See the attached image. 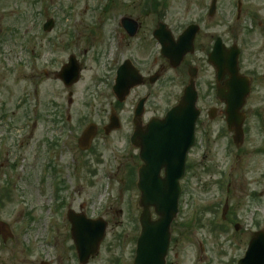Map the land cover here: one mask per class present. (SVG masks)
<instances>
[{
  "label": "rangeland",
  "instance_id": "obj_1",
  "mask_svg": "<svg viewBox=\"0 0 264 264\" xmlns=\"http://www.w3.org/2000/svg\"><path fill=\"white\" fill-rule=\"evenodd\" d=\"M157 1L161 6L147 9L150 0H0V224L12 235L7 244L0 239V264H44L55 254L54 264H78L68 210L107 222L99 252L87 264H132L141 209L136 161L124 147L130 108L119 106L121 126L106 137L103 126L116 108L107 59L120 18L159 14L169 22L175 7L184 10L179 0ZM50 18L53 26L45 32L42 24ZM70 55L82 71L65 87L54 72ZM244 59L255 63L257 79L242 109L243 143L236 148L227 132H219L220 122L201 120L167 264H236L252 234L264 231V53ZM171 75L163 71L161 97L150 105L162 114L184 84L169 83ZM89 123L99 136L82 151L77 138ZM56 179L61 205L52 217L47 209L56 204ZM226 198L222 231L217 223ZM49 218L54 222L47 231Z\"/></svg>",
  "mask_w": 264,
  "mask_h": 264
},
{
  "label": "flooded vegetation",
  "instance_id": "obj_2",
  "mask_svg": "<svg viewBox=\"0 0 264 264\" xmlns=\"http://www.w3.org/2000/svg\"><path fill=\"white\" fill-rule=\"evenodd\" d=\"M150 1L147 9L161 6H156L160 3L157 0ZM182 3L184 10H180L179 6L175 7L169 22H165L166 19L159 14L154 15L155 11L150 12L153 17H128L131 21L125 26H122L120 18L121 28L115 30L111 37L106 77L107 86L116 103V108L111 111L116 112L121 121L119 106L129 104V129L125 135L124 147L128 149L126 153L136 161L134 169L142 163L139 157L143 144L140 129L165 114L159 111V107H150L152 100L157 102L161 97L160 84L164 70L172 73L169 83L174 86H178L179 82L184 83L180 96L190 81L194 84L197 93L196 106L199 109L195 126L197 139L202 119L207 122H220L219 132H227L232 136L226 128V99H231L234 94L238 97L242 90L248 87L251 93L257 79L255 63L248 62L244 57L264 53V0H179V5ZM145 20L149 21L144 24ZM183 33H186L184 41L179 40ZM166 35L171 39L168 42L171 47V59L162 55L163 45L160 38ZM123 49H127V53L122 58ZM181 54L182 57L177 63ZM64 65L65 63L60 69ZM79 66L81 67L80 63ZM119 68L122 71L124 86H130L121 102L113 91ZM58 72H54L56 79ZM185 75L187 80H184ZM180 96L171 107L179 102ZM141 101L142 112L136 116V107ZM148 110H152L150 115ZM102 131L108 137L116 130L105 133L103 126ZM98 136L99 128L92 144ZM60 142L58 139L57 143ZM193 150L194 147L188 151L185 159V173L181 180L182 193L185 190L184 179L192 166L190 156ZM57 205L60 206L61 203L57 202ZM4 234L0 231V239L3 244H7V240L2 239ZM8 236L12 235L9 233ZM28 251L30 254L31 251ZM59 257L60 254L53 256L44 264H54Z\"/></svg>",
  "mask_w": 264,
  "mask_h": 264
},
{
  "label": "water",
  "instance_id": "obj_3",
  "mask_svg": "<svg viewBox=\"0 0 264 264\" xmlns=\"http://www.w3.org/2000/svg\"><path fill=\"white\" fill-rule=\"evenodd\" d=\"M123 24L129 20L123 19ZM53 22L49 20L45 29H50ZM162 54L171 58L170 38L166 35L160 38ZM179 40L184 41V35ZM66 86H70L79 79V67L73 57L62 68L59 75ZM123 84L122 74L119 76L116 87L120 92ZM121 87V88H120ZM247 92V91H246ZM229 101L227 121L230 128H234V142L240 145L243 140L241 125L243 115L239 109L243 104L244 95ZM244 93V94H243ZM71 95V93H69ZM238 100V101H236ZM196 92L193 83L188 84L179 104L170 109L161 120H152L142 136L149 138L140 152L144 161L138 170L137 188L140 191L139 205L142 211L139 216L140 234L136 241V250L133 264H165V257L170 240V224L177 214V199L180 193L179 180L183 174L184 156L187 149L194 142V124L198 116L195 108ZM141 113V103L136 114ZM117 121L111 118L108 129H112ZM94 134V126H88L79 138V147L87 149ZM147 147V148H146ZM164 177H160L161 169ZM150 207H153L157 218L151 219ZM71 223V236L75 244L78 258L82 264L97 254L100 242L104 238L106 222L100 218L89 219L84 214L68 213ZM239 264H264V232L254 234L248 245L245 257Z\"/></svg>",
  "mask_w": 264,
  "mask_h": 264
}]
</instances>
